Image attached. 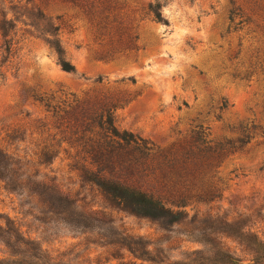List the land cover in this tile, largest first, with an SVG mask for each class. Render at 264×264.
<instances>
[{
  "label": "rangeland",
  "instance_id": "374dc122",
  "mask_svg": "<svg viewBox=\"0 0 264 264\" xmlns=\"http://www.w3.org/2000/svg\"><path fill=\"white\" fill-rule=\"evenodd\" d=\"M155 1L166 24L148 13ZM84 2L0 0V21L14 25L7 41L0 32V149L17 184L10 191L0 180V224L13 220L59 264H211L212 245L118 208L82 178L93 164L79 138H98V128L84 132L80 112L91 116L110 104L116 128L153 147L146 164L164 167L138 186L166 201L188 197V218L245 220L264 241V20L254 15V0ZM37 11L44 19L30 17ZM47 21L58 27L54 34ZM47 38L59 42L74 72L60 68ZM197 136L211 150L203 155L215 151L209 180L198 175L207 160L184 165L191 164L185 158ZM228 145L238 149L227 151ZM35 181L67 194L86 226L44 212L29 188ZM207 181L215 196L199 199ZM121 238L147 242L155 261L135 258L116 243ZM222 241L239 264L252 258L236 242ZM19 250L0 241V259Z\"/></svg>",
  "mask_w": 264,
  "mask_h": 264
},
{
  "label": "trees",
  "instance_id": "16d2710c",
  "mask_svg": "<svg viewBox=\"0 0 264 264\" xmlns=\"http://www.w3.org/2000/svg\"><path fill=\"white\" fill-rule=\"evenodd\" d=\"M80 1L84 2V0ZM147 10L156 22L167 23V20L162 16L159 2H150ZM253 11L258 19L264 20V0H254ZM29 15L33 18L44 19L39 11L29 13ZM235 15L236 12L231 11L229 16L231 21ZM241 16L245 18V21H252L248 15ZM13 26L10 19L5 17L1 19L0 32L5 41L8 40L7 36ZM47 26L48 32L51 34H54L58 29L57 26L50 24L48 21ZM258 27H262V25L260 24ZM46 42L57 55L60 68L65 72H74V66L62 56L63 50L59 42L50 38H47ZM113 108L114 106H110V104L104 105L103 108L101 106L100 110L93 111L91 116L85 110L80 112L81 123L86 124L84 132H92L94 127L98 128L95 133L98 138H85L84 135L79 138V140H83L82 146L91 155L90 163L93 164V167L82 170V178L86 182L97 186L106 199L118 208L137 217L157 222L164 230H172L178 227L187 237L202 244L212 245V248L208 251L212 252V254L206 258L211 264H239L242 261L229 250L227 244L222 241L224 238L236 242L241 246V250L252 255L249 262L244 264H264V241L251 231V227L248 226L245 220L229 221L227 218L224 220L216 216H206L202 219H197L195 216L188 218L189 213L185 209L188 205V197L179 196L176 199L166 201L159 196H155L154 193L142 189L143 186H138V179L148 177V174H154L157 170L162 172L164 167H153L151 164L150 166L146 164V160L153 156V147L148 141L131 132L119 131L114 125ZM199 139V136L194 139L195 142L193 141L191 146L193 151H190L191 155L185 158L191 161V164L184 165L195 167L200 165L199 167H201L200 163L207 160L209 164H205V170L198 172V175L201 174L199 181L205 175L207 180H209L215 172L213 170L215 158L212 157L215 151L212 150L210 157L207 158L203 153H208L211 150L209 147L202 145L205 141L202 140L200 143ZM239 141L241 145L245 143L243 140ZM236 149L238 148L228 145L227 151L233 152ZM8 158L9 155L0 149V180L5 182V187L10 191H15L17 184L11 179L15 171L11 168L12 164H9ZM117 167L118 169H116ZM165 167L169 168L170 166ZM195 167L191 171L194 170L196 173ZM123 170L127 171L124 175L120 174ZM117 172H120L118 176H116ZM126 175L132 180H123L122 177ZM207 182V193L204 196H198L199 199L205 196H215V187H213L211 181ZM29 188L37 196L39 202L42 203L44 212L58 217L61 216L62 221L66 224L74 225L75 227L86 226L82 222L83 213L73 209V200L55 185L35 181L30 184ZM88 216L92 215L89 214ZM215 237L221 239L217 245L213 241ZM0 241L10 248L13 245L23 248V250L14 251L12 258L0 259V264H59L44 254L32 240L25 238L14 221L8 218H5L4 225L0 224ZM116 243L128 250L137 259L155 261L150 256L151 252L147 249V242L144 245V242L140 239L133 240L130 238V241H127V238H121ZM197 253L201 254L202 251H197ZM130 264H136V262Z\"/></svg>",
  "mask_w": 264,
  "mask_h": 264
}]
</instances>
